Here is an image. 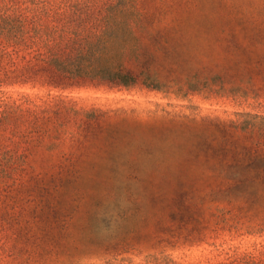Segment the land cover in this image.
Masks as SVG:
<instances>
[{
	"label": "rangeland",
	"instance_id": "1",
	"mask_svg": "<svg viewBox=\"0 0 264 264\" xmlns=\"http://www.w3.org/2000/svg\"><path fill=\"white\" fill-rule=\"evenodd\" d=\"M0 264H264V0H0Z\"/></svg>",
	"mask_w": 264,
	"mask_h": 264
},
{
	"label": "trees",
	"instance_id": "2",
	"mask_svg": "<svg viewBox=\"0 0 264 264\" xmlns=\"http://www.w3.org/2000/svg\"><path fill=\"white\" fill-rule=\"evenodd\" d=\"M87 56L91 54V50L88 48L87 49ZM85 57V55H82ZM90 59V56L88 57ZM58 68H63L65 70L64 65H61L57 60L53 61ZM69 72L71 75H78V76H86V77H91V78H99V79H104L108 80L112 83L115 84H126L127 80H132L128 79L130 77L129 74L127 75H122V67L115 68L114 70H105L101 67H99L93 60H88L83 63V64H73L70 65L69 67Z\"/></svg>",
	"mask_w": 264,
	"mask_h": 264
}]
</instances>
